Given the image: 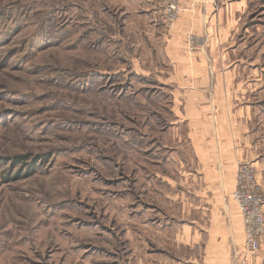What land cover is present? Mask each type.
Instances as JSON below:
<instances>
[{
  "label": "rangeland",
  "instance_id": "1",
  "mask_svg": "<svg viewBox=\"0 0 264 264\" xmlns=\"http://www.w3.org/2000/svg\"><path fill=\"white\" fill-rule=\"evenodd\" d=\"M253 1L226 81L253 87L256 160L239 162L233 201L242 163L264 191V0ZM139 5L0 0V264H153V137L165 122L153 68L165 61L140 51L153 32ZM239 212L243 255L260 256L264 237L248 253Z\"/></svg>",
  "mask_w": 264,
  "mask_h": 264
},
{
  "label": "crops",
  "instance_id": "2",
  "mask_svg": "<svg viewBox=\"0 0 264 264\" xmlns=\"http://www.w3.org/2000/svg\"><path fill=\"white\" fill-rule=\"evenodd\" d=\"M146 1L153 51H140L165 61L153 68L165 99V113L155 111L164 126L153 137V264H264V244L260 256L243 255V223L231 198L239 162L256 160L253 87L226 82L254 1L179 0L173 25L165 0Z\"/></svg>",
  "mask_w": 264,
  "mask_h": 264
},
{
  "label": "built area",
  "instance_id": "3",
  "mask_svg": "<svg viewBox=\"0 0 264 264\" xmlns=\"http://www.w3.org/2000/svg\"><path fill=\"white\" fill-rule=\"evenodd\" d=\"M165 1V17L169 25H173L180 13L179 0ZM233 198L237 201L243 217L247 252L254 253L264 237V191L253 166L246 163L239 165Z\"/></svg>",
  "mask_w": 264,
  "mask_h": 264
},
{
  "label": "trees",
  "instance_id": "4",
  "mask_svg": "<svg viewBox=\"0 0 264 264\" xmlns=\"http://www.w3.org/2000/svg\"><path fill=\"white\" fill-rule=\"evenodd\" d=\"M29 159H31V156H29V155H26V156H20V157H17L16 159H15V162H16V164L17 165H19V164H24V163H26ZM38 160H39V158L38 157H36L34 160H33V163H34V165H36L37 163H38ZM30 171V170H29ZM34 172V170H31L30 171V174H32Z\"/></svg>",
  "mask_w": 264,
  "mask_h": 264
}]
</instances>
